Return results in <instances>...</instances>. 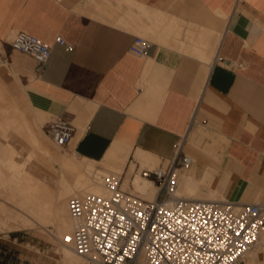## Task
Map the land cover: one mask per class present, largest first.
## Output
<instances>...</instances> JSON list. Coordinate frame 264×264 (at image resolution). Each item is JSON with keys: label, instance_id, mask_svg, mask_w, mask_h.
Listing matches in <instances>:
<instances>
[{"label": "crops", "instance_id": "0c3cea01", "mask_svg": "<svg viewBox=\"0 0 264 264\" xmlns=\"http://www.w3.org/2000/svg\"><path fill=\"white\" fill-rule=\"evenodd\" d=\"M16 31L50 45L44 66L11 48ZM137 34L150 41L145 56L128 51ZM3 59L16 71L24 61L32 118L69 121L78 156L137 173L140 152L159 165L180 144L194 158L178 172L181 190L264 202V0H0ZM255 252L237 264H264Z\"/></svg>", "mask_w": 264, "mask_h": 264}, {"label": "built area", "instance_id": "2783aa9c", "mask_svg": "<svg viewBox=\"0 0 264 264\" xmlns=\"http://www.w3.org/2000/svg\"><path fill=\"white\" fill-rule=\"evenodd\" d=\"M55 42L72 50L60 35ZM9 44L40 67L51 54L49 44L24 31L14 32ZM149 45L137 34L128 51L145 56ZM74 128L67 120H51L45 131L62 147L72 139ZM191 164L179 144L173 158L152 170L141 169L140 175L157 186L151 200L121 190L122 174L103 175L109 196L84 193L68 199L73 225L65 241L91 264H237L264 233V202L177 196L178 170Z\"/></svg>", "mask_w": 264, "mask_h": 264}, {"label": "bare ground", "instance_id": "6f19581e", "mask_svg": "<svg viewBox=\"0 0 264 264\" xmlns=\"http://www.w3.org/2000/svg\"><path fill=\"white\" fill-rule=\"evenodd\" d=\"M6 88L8 87L0 86V96L10 91L9 88L8 91ZM20 95L23 97L22 106L19 104L20 106H14L11 110L7 107L4 109L5 112L2 111L4 115L1 114L0 116V232H9L20 227H45L49 223H53L57 228L56 237L58 239L56 242L58 250L54 252L58 258L54 264H91L87 263L84 257L75 253L70 243L64 239L65 235L71 232L73 225L69 215L68 199L71 196L84 193L109 196L110 190L102 180L103 175L109 174L95 168L92 160L86 157H82L81 160L72 159L61 153L60 148L58 149L52 146L51 143L49 144L47 138L40 132L41 129L35 123L33 116L28 113L30 109L27 104L28 100L26 101L27 98L25 97V99V95L23 96L22 93ZM15 126H19L21 134L19 136L25 142L24 144L20 143L21 141H15ZM27 144H32L36 150L38 149L43 155L49 157L48 163L43 165L44 159L42 157V165L37 164L35 161L38 155L35 156L36 150H33L34 148L31 146L27 147ZM28 148H32V150ZM188 155L193 162V156ZM137 158L140 161V168L136 169V171L139 170L130 186L132 195L142 198L153 188L157 193V186L150 179L140 175V170L143 168L151 170L156 168L158 160L146 152H140ZM52 160L58 162L61 176H58L52 168ZM122 180L123 175L121 182ZM177 182L176 195L193 198L190 197V193L193 194L190 186H186L181 190L179 178ZM120 189L122 190L121 185ZM181 192L189 196L186 197ZM219 199L223 200L225 198ZM258 247L264 249V233L261 234L257 245L248 251L243 259L251 257L252 254L254 255ZM37 264L52 263L43 259Z\"/></svg>", "mask_w": 264, "mask_h": 264}, {"label": "rangeland", "instance_id": "374dc122", "mask_svg": "<svg viewBox=\"0 0 264 264\" xmlns=\"http://www.w3.org/2000/svg\"><path fill=\"white\" fill-rule=\"evenodd\" d=\"M14 64L18 66V68H19L18 71H16V69H14L8 61H5L4 59L0 60V72L3 69L4 70H10L14 75H16V77L19 80V85L17 83H13L10 86H6L3 83L0 84V86L8 87L10 89L9 92H6L3 94L4 97L0 96V102H1L0 103V110L2 109L0 111V116H1V114H2V116L4 115V112H5L4 109H6L7 107L9 110H11L14 108V106H20L19 104H21V106H22V101H23L22 98L23 97H21V95H20L21 94L20 89H24L25 87H24V80L22 79L21 72L19 70L22 66H24L25 63L21 59H18L16 61H14ZM1 74L2 73H0V80H1ZM8 88H6L7 91H8ZM5 99H6V101H5ZM8 99H9V101H8ZM11 100L13 103L10 102ZM3 110H4V112H2ZM28 113H30V112H28ZM47 120H48V117L40 125V129H41L40 132L47 138L49 144L51 143L52 146H55L58 149L60 148L59 151L63 154H66L68 157H70L72 159H76V160H81L82 157L78 156L76 153L73 152L71 145H69L68 147H66V146L58 147V145H56L49 138V136L46 134V131H45ZM15 124H17V123H15ZM15 129H14V134L16 137L15 141H17V142L21 141L20 143L24 144L25 142H23V140L19 136V135H21L20 131H19V126H15ZM0 134H1V132H0ZM0 140H1V135H0ZM30 146L32 148H34L33 150H36V148L33 147L32 144H27V147H30ZM32 148H28V149L32 150ZM35 152H36L35 156L38 154L37 157L35 158V161L37 164H39L41 166L42 165L41 162H43V161H44L43 165H44V163H48V161L50 160L49 157H46L45 155H43L38 149ZM39 153H40V155H39ZM42 157L44 160L42 159ZM38 159H40V160H38ZM41 160H43V161H41ZM45 161H47V162H45ZM93 164H94L95 168L102 169L104 171H108V172L114 173V174H121L124 171L123 169L117 170V169L111 168V167L106 168L104 165H102L100 163H93ZM51 166H52V168H54V171L56 172V174L58 176H61L60 167H59V164L56 160H52ZM136 167L137 166H134V169H137ZM132 170H133V168L129 169L127 171L126 170L124 171L123 180L121 182V188H122V184L124 183L125 179H132L137 174L136 172L135 173L132 172ZM202 188H204V187H202ZM127 192L130 193L129 190ZM183 193L181 192V194H183ZM184 196L187 197L189 195H186L184 193ZM206 196H208V194L203 193L202 191H200L199 193H196V194L190 193V197H193V198H200V197L204 198ZM211 197L217 198V199L223 198L221 195H217L215 197L210 196L208 198H211ZM54 226L55 225L53 223H49L45 227H38V226H35L32 228L20 227V228L13 230V231L0 232V264H37V263H39V261H41L43 259L49 261L52 264L56 263V259L58 258V256L54 252H56L58 250V248H57L58 246L56 243L58 241V239L56 237L57 236V228H56V226L55 227ZM45 255H47V256H45ZM252 256H254V255L252 254L251 257Z\"/></svg>", "mask_w": 264, "mask_h": 264}]
</instances>
